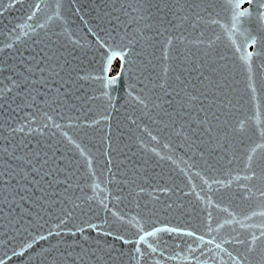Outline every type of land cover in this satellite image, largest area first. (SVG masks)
I'll return each mask as SVG.
<instances>
[{
    "label": "snow or ice",
    "instance_id": "6c2138e0",
    "mask_svg": "<svg viewBox=\"0 0 264 264\" xmlns=\"http://www.w3.org/2000/svg\"><path fill=\"white\" fill-rule=\"evenodd\" d=\"M26 2L0 48V264H264V0Z\"/></svg>",
    "mask_w": 264,
    "mask_h": 264
},
{
    "label": "water",
    "instance_id": "95a60500",
    "mask_svg": "<svg viewBox=\"0 0 264 264\" xmlns=\"http://www.w3.org/2000/svg\"><path fill=\"white\" fill-rule=\"evenodd\" d=\"M80 4L84 5V9L82 14L85 16V21L89 20L91 18V15H94V13L90 14L89 10L92 7V0H80ZM11 5V7H10ZM27 7L28 4L26 2V0H0V48H3L5 43H10L13 39L14 36H9V30L14 28L15 26L19 25L20 27L17 28V32L18 33H22L23 30H25L23 28L24 25V21L25 18L28 14L27 12ZM68 8V3L67 0H65V9ZM70 21H71V26L74 29H78L79 30V34L81 36H87L88 39H92V37L90 36V34L87 33V26L84 22L80 21L77 17L75 16H70L69 17ZM57 31H59L60 29L57 28ZM214 32H220L219 27H215L214 29H210L207 33H206V39L207 38H211V36L213 35ZM7 37V39H6ZM24 39H27L26 37L22 36V40L21 42L17 43L18 47H22V41ZM83 43V41H82ZM218 51L222 52L224 51L223 48V44L221 43L218 47ZM10 52H12L11 49H7L4 48L3 51H0V62L3 63H11V58H10ZM228 55L230 56L229 52ZM9 76V73L7 71H5L2 75H0V81H2L3 83L0 84V86L6 87L7 84L9 83L8 81L4 80V77ZM114 95H116V93H114ZM120 103H122V101H120ZM117 107H119V103L117 104ZM119 115V113L117 114ZM58 122H62V123H66L67 121H58ZM113 125H115V120H113ZM66 131H69L71 134V130L70 129H65ZM103 135V132H100L98 135H96L95 139H93L90 142V147H93V150L95 151V148L97 146H99L101 148V151L103 149V146L101 144H99V136ZM180 151H183V149H178ZM101 165H103L105 163V158L103 157V155H100L98 157ZM115 167V166H113ZM179 167H183V165H179ZM161 172V168L157 167L154 170L153 169H149V172L147 173L151 179L149 180V184H155L156 181L159 179V177H157L155 175V173ZM163 175V180H161L160 182L163 183L164 181H168L169 184L172 183V180H169V176L173 177V179H176L177 181H179V175H178V169L176 168V166H172L171 162H167L164 167H163V172L161 173ZM102 179L104 177H101ZM119 178V177H118ZM47 179V178H46ZM198 182V181H197ZM145 187L147 188L148 185L146 184ZM151 189L149 188V191ZM185 191H187V189H185ZM150 197L147 193L142 194V196L140 197V202H141V206L143 207L144 201H150ZM191 197H187V198H182V201H178V202H183L186 200H190ZM159 200L160 202L157 204V208L159 209L158 211V216L160 218L161 221H163L165 218H168L169 220H172L173 223H175V217L177 215H179V213L181 211H183V209H176L175 206L173 207V209L171 210L172 215L169 214L170 210H167L164 205L167 203H171L172 201L176 200V196L175 194L171 195V196H167L164 194H159ZM26 207L28 205H25ZM187 203H185V207H187ZM120 209L129 212L131 215H135L136 213V209L134 206H129V207H125L124 205H120L119 206ZM224 214H220V218L223 217ZM101 218H103V212H101ZM185 219L187 218V214H185ZM217 220V222H219V219ZM215 227V225H213ZM35 248V246H34ZM7 251L6 248L0 247V255L3 254V252ZM31 254V253H28ZM168 253H166L167 255ZM9 256H11V253L9 252ZM26 257H20L19 260H17L16 258H12L10 261H8V264H20V262L22 260H25ZM169 264H177V262H169Z\"/></svg>",
    "mask_w": 264,
    "mask_h": 264
},
{
    "label": "flooded vegetation",
    "instance_id": "af4514ba",
    "mask_svg": "<svg viewBox=\"0 0 264 264\" xmlns=\"http://www.w3.org/2000/svg\"><path fill=\"white\" fill-rule=\"evenodd\" d=\"M229 54L231 55V52H229Z\"/></svg>",
    "mask_w": 264,
    "mask_h": 264
}]
</instances>
